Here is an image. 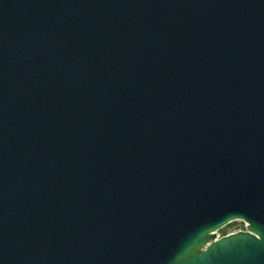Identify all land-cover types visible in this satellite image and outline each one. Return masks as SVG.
Masks as SVG:
<instances>
[{
	"label": "water",
	"instance_id": "obj_1",
	"mask_svg": "<svg viewBox=\"0 0 264 264\" xmlns=\"http://www.w3.org/2000/svg\"><path fill=\"white\" fill-rule=\"evenodd\" d=\"M0 264H264V0H0Z\"/></svg>",
	"mask_w": 264,
	"mask_h": 264
},
{
	"label": "built area",
	"instance_id": "obj_2",
	"mask_svg": "<svg viewBox=\"0 0 264 264\" xmlns=\"http://www.w3.org/2000/svg\"><path fill=\"white\" fill-rule=\"evenodd\" d=\"M234 222H239V225L237 227H233V228L229 229L226 233L220 234L219 230L215 231V239H218V238H220V237H222L224 235H227V234H230V233H233V232L246 230V226H247L246 222H244L243 220H239V219L231 221L230 223H228L224 227H227V226H229L230 224H232Z\"/></svg>",
	"mask_w": 264,
	"mask_h": 264
},
{
	"label": "rangeland",
	"instance_id": "obj_3",
	"mask_svg": "<svg viewBox=\"0 0 264 264\" xmlns=\"http://www.w3.org/2000/svg\"><path fill=\"white\" fill-rule=\"evenodd\" d=\"M232 225H239V222H234V223L230 224L229 226H232ZM228 230L229 229H227L226 227H223V228L219 229V233L223 234V233H226Z\"/></svg>",
	"mask_w": 264,
	"mask_h": 264
},
{
	"label": "flooded vegetation",
	"instance_id": "obj_4",
	"mask_svg": "<svg viewBox=\"0 0 264 264\" xmlns=\"http://www.w3.org/2000/svg\"><path fill=\"white\" fill-rule=\"evenodd\" d=\"M238 225H232V226H227V229L233 228V227H237Z\"/></svg>",
	"mask_w": 264,
	"mask_h": 264
}]
</instances>
